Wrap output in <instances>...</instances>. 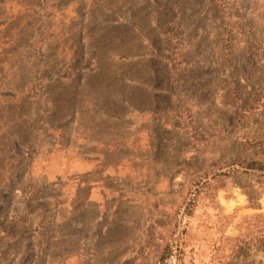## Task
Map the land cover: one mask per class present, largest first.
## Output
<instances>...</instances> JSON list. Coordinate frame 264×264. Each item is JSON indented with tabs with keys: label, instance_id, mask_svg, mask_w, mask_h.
Wrapping results in <instances>:
<instances>
[{
	"label": "rangeland",
	"instance_id": "obj_1",
	"mask_svg": "<svg viewBox=\"0 0 264 264\" xmlns=\"http://www.w3.org/2000/svg\"><path fill=\"white\" fill-rule=\"evenodd\" d=\"M0 264H264V0H0Z\"/></svg>",
	"mask_w": 264,
	"mask_h": 264
},
{
	"label": "crops",
	"instance_id": "obj_2",
	"mask_svg": "<svg viewBox=\"0 0 264 264\" xmlns=\"http://www.w3.org/2000/svg\"><path fill=\"white\" fill-rule=\"evenodd\" d=\"M81 185H84L85 182H80ZM89 185H91V192L93 193H99L100 196H104V188L103 187H96L94 185H99L98 181H91L88 183ZM98 189V191H96Z\"/></svg>",
	"mask_w": 264,
	"mask_h": 264
},
{
	"label": "trees",
	"instance_id": "obj_3",
	"mask_svg": "<svg viewBox=\"0 0 264 264\" xmlns=\"http://www.w3.org/2000/svg\"><path fill=\"white\" fill-rule=\"evenodd\" d=\"M171 254H172L171 252H169L168 254H165L164 256L165 259L163 261L166 262V260L171 256Z\"/></svg>",
	"mask_w": 264,
	"mask_h": 264
}]
</instances>
